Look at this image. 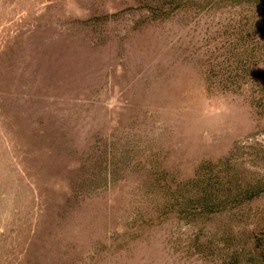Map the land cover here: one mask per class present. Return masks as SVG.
<instances>
[{
  "label": "rangeland",
  "instance_id": "rangeland-1",
  "mask_svg": "<svg viewBox=\"0 0 264 264\" xmlns=\"http://www.w3.org/2000/svg\"><path fill=\"white\" fill-rule=\"evenodd\" d=\"M0 264H264V0H0Z\"/></svg>",
  "mask_w": 264,
  "mask_h": 264
},
{
  "label": "trees",
  "instance_id": "trees-1",
  "mask_svg": "<svg viewBox=\"0 0 264 264\" xmlns=\"http://www.w3.org/2000/svg\"><path fill=\"white\" fill-rule=\"evenodd\" d=\"M180 3H183V1H181ZM186 4V3H185ZM80 95H83V94H80Z\"/></svg>",
  "mask_w": 264,
  "mask_h": 264
}]
</instances>
